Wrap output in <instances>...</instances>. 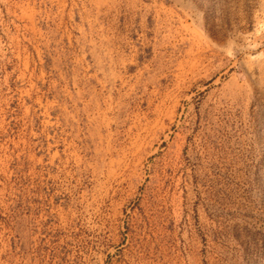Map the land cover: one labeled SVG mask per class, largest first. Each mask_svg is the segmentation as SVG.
<instances>
[{
  "label": "rangeland",
  "instance_id": "rangeland-1",
  "mask_svg": "<svg viewBox=\"0 0 264 264\" xmlns=\"http://www.w3.org/2000/svg\"><path fill=\"white\" fill-rule=\"evenodd\" d=\"M0 264H264V0H0Z\"/></svg>",
  "mask_w": 264,
  "mask_h": 264
}]
</instances>
